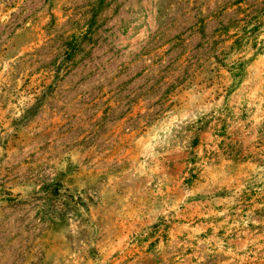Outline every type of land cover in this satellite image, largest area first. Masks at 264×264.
<instances>
[{
	"label": "rangeland",
	"instance_id": "rangeland-1",
	"mask_svg": "<svg viewBox=\"0 0 264 264\" xmlns=\"http://www.w3.org/2000/svg\"><path fill=\"white\" fill-rule=\"evenodd\" d=\"M0 264H264V0H0Z\"/></svg>",
	"mask_w": 264,
	"mask_h": 264
},
{
	"label": "trees",
	"instance_id": "trees-1",
	"mask_svg": "<svg viewBox=\"0 0 264 264\" xmlns=\"http://www.w3.org/2000/svg\"><path fill=\"white\" fill-rule=\"evenodd\" d=\"M59 185H60V184H57V185L55 186V187H56V189H58V188H59Z\"/></svg>",
	"mask_w": 264,
	"mask_h": 264
}]
</instances>
